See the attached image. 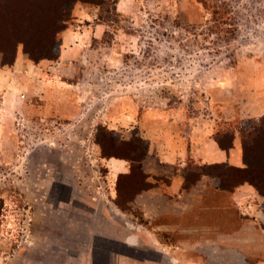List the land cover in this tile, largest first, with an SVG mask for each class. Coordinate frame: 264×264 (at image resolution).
<instances>
[{
	"label": "rangeland",
	"instance_id": "rangeland-1",
	"mask_svg": "<svg viewBox=\"0 0 264 264\" xmlns=\"http://www.w3.org/2000/svg\"><path fill=\"white\" fill-rule=\"evenodd\" d=\"M98 1L0 0V65L10 76L0 88V264L44 258L33 252L36 240L52 231L66 237L42 218L67 202L55 180L62 174L78 179L82 202L88 188L105 184L96 155L128 157L139 143L147 153V136L160 140L168 120L188 146L198 122L215 131L263 110L264 0ZM27 49L53 58L34 59ZM67 153L75 166L66 165ZM197 164L178 173L193 177ZM234 168L226 164L220 186L237 177ZM139 174L138 166L122 179V200ZM235 203L264 227V186Z\"/></svg>",
	"mask_w": 264,
	"mask_h": 264
},
{
	"label": "crops",
	"instance_id": "crops-1",
	"mask_svg": "<svg viewBox=\"0 0 264 264\" xmlns=\"http://www.w3.org/2000/svg\"><path fill=\"white\" fill-rule=\"evenodd\" d=\"M68 36L65 34V40ZM67 50L64 47L62 58ZM16 64L24 67L25 61ZM7 75L0 65L2 89L10 79ZM51 100H45V106L53 109ZM262 107L261 112L243 118L264 115V104ZM236 116L231 114L230 120ZM178 127L176 121L168 120L160 140L147 136L152 141L141 164L150 185L131 192V199L124 205L118 203V183L120 175L131 171L127 158L96 155L97 162L106 168L107 182L95 181V187L81 194L82 202L76 199L78 179L63 174L55 179L57 190L61 196L66 194L67 202L44 209L42 218L48 220L43 225L50 222L51 228H66L68 234L61 237L52 231L41 241L36 240L33 252L44 258H31L34 262L27 264H264V227L246 215L250 212L247 205L239 207L235 203L249 201L256 188L246 182L226 189L220 186V178L210 174L187 183V172L178 173L181 168L185 171L192 159L199 165L243 166L239 136L233 147L222 148L214 137L216 130L198 122L189 132L192 143L188 141L187 146L183 142L187 138L178 133ZM73 155L67 153L63 158L66 165H76ZM63 244L69 245L61 248Z\"/></svg>",
	"mask_w": 264,
	"mask_h": 264
},
{
	"label": "trees",
	"instance_id": "trees-1",
	"mask_svg": "<svg viewBox=\"0 0 264 264\" xmlns=\"http://www.w3.org/2000/svg\"><path fill=\"white\" fill-rule=\"evenodd\" d=\"M105 1L107 0H99L98 3L100 5L106 4ZM22 40L19 41H11L13 44L11 45H18ZM17 42V43H14ZM0 50L4 51L2 47H0ZM27 51L30 53L34 59L39 58H46L52 56L46 55L47 53H39L38 55H35L33 52H31L29 49ZM4 64L8 63L6 60L3 61ZM226 125V124H224ZM239 136L240 145H241V151L243 156L244 165L241 167L234 166L235 173L237 175L236 178H232L230 176H227L225 179V182H222V186L226 189H232L237 185H241L245 182H249L252 184L256 189H262L264 186V115L260 117H253L250 119L245 120L243 123L237 122L235 124L226 125V127H223L220 130H216L214 137L217 140V142L222 146V148L229 149L234 146V139L236 136ZM141 142V141H140ZM142 143V142H141ZM139 150L140 152H137ZM145 151L143 148V145L139 143V146L137 148H134L131 150V155L127 158L131 161L132 167L131 171L128 174L120 175L119 177V183H118V189L120 190V195L118 198V203L124 205L127 203V200L124 201L121 199L123 195H125V189L123 188L121 181L122 179H126L128 176H132L133 173H137V167L139 166L140 174H141V182L136 183L137 185L134 186L135 188H131L130 195L132 197V193L135 191H138L142 188L148 187L150 184L146 182V174L143 172L141 167V161L142 158L145 156ZM107 156H114L113 154H106ZM120 157V156H117ZM226 164H214V165H207L202 164L196 165V169L194 170V176L191 177L190 174H186L187 176V183L190 181L196 180L200 175L202 174H210L214 176H220L221 179H224V175L221 171L224 172ZM203 167L206 168H220L217 173L212 172H203ZM224 167V168H222ZM189 173V172H188ZM139 174V175H140ZM243 176H246L245 179H242ZM235 177V176H233ZM223 181V180H222ZM128 189V188H127ZM126 189V190H127ZM132 192V193H131ZM128 194V195H129ZM131 199V198H130Z\"/></svg>",
	"mask_w": 264,
	"mask_h": 264
}]
</instances>
